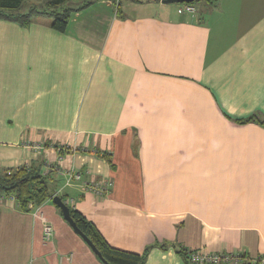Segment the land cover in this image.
<instances>
[{
	"label": "crops",
	"instance_id": "0c3cea01",
	"mask_svg": "<svg viewBox=\"0 0 264 264\" xmlns=\"http://www.w3.org/2000/svg\"><path fill=\"white\" fill-rule=\"evenodd\" d=\"M195 4L98 0L64 32L0 19V168L49 166L111 245L150 247L145 264H188L175 244L264 256V124L236 121L264 120V0ZM0 264L105 263L53 199L0 195Z\"/></svg>",
	"mask_w": 264,
	"mask_h": 264
},
{
	"label": "trees",
	"instance_id": "16d2710c",
	"mask_svg": "<svg viewBox=\"0 0 264 264\" xmlns=\"http://www.w3.org/2000/svg\"><path fill=\"white\" fill-rule=\"evenodd\" d=\"M98 0H0V19L28 26L39 17L51 19V25L64 32L69 25L73 14L81 11ZM116 1V0H115ZM118 1L120 9L121 0ZM140 1V0H137ZM200 2L202 0H195ZM215 3L217 0H204ZM238 123L252 121L264 124L257 114L236 120ZM59 146L58 144H56ZM68 146L60 150L61 154L69 151ZM52 172L44 173L37 162L24 164L13 168H0V195H14L18 207L23 211H32L47 200H52L56 194V180ZM66 200L64 195H61ZM70 206V205H69ZM59 208V207H58ZM71 208V215L78 226L93 241L102 254L105 264H145L149 248L144 252H133L111 245L95 224L88 220L79 210ZM59 210L62 213L61 208ZM63 214V213H62ZM166 248L168 244H162ZM178 253L182 254L188 264H194L189 260V250L182 246L174 245ZM252 258L247 253H241L239 264H264L262 258ZM100 259V258H99Z\"/></svg>",
	"mask_w": 264,
	"mask_h": 264
},
{
	"label": "built area",
	"instance_id": "2783aa9c",
	"mask_svg": "<svg viewBox=\"0 0 264 264\" xmlns=\"http://www.w3.org/2000/svg\"><path fill=\"white\" fill-rule=\"evenodd\" d=\"M178 12H190L195 13L197 11L196 4L193 2H183L177 3ZM67 146H59L58 150H62ZM50 167L47 166L43 172H49ZM68 176L70 179L81 180L82 174L77 170L68 171ZM111 181H94L89 184H85V188L89 191L95 192L99 195H105L109 192V188L111 187ZM11 198L16 200L14 195H11ZM44 219V217H43ZM46 238H50L53 228L50 224H48L45 220L44 224ZM189 260L194 264H239L241 262V253L237 252H206L202 250H189ZM262 262H264V257L262 258Z\"/></svg>",
	"mask_w": 264,
	"mask_h": 264
},
{
	"label": "water",
	"instance_id": "95a60500",
	"mask_svg": "<svg viewBox=\"0 0 264 264\" xmlns=\"http://www.w3.org/2000/svg\"><path fill=\"white\" fill-rule=\"evenodd\" d=\"M195 0H162L163 3L171 4V3H183V2H194ZM54 203L61 208L64 218L68 221V223L72 226L74 231L83 238V240L91 247V249L95 252V254L103 261V257L99 249L93 243V241L87 236L85 232L78 226L77 222L71 215V208L69 204L62 198L61 195L55 194L53 197Z\"/></svg>",
	"mask_w": 264,
	"mask_h": 264
},
{
	"label": "rangeland",
	"instance_id": "374dc122",
	"mask_svg": "<svg viewBox=\"0 0 264 264\" xmlns=\"http://www.w3.org/2000/svg\"><path fill=\"white\" fill-rule=\"evenodd\" d=\"M124 1V0H123ZM126 1V0H125ZM195 3H198V1H196ZM175 4V3H174ZM47 222V221H46Z\"/></svg>",
	"mask_w": 264,
	"mask_h": 264
}]
</instances>
